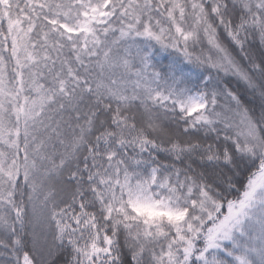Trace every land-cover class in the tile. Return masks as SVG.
Listing matches in <instances>:
<instances>
[{
  "label": "snow or ice",
  "instance_id": "snow-or-ice-1",
  "mask_svg": "<svg viewBox=\"0 0 264 264\" xmlns=\"http://www.w3.org/2000/svg\"><path fill=\"white\" fill-rule=\"evenodd\" d=\"M0 264H264V0H0Z\"/></svg>",
  "mask_w": 264,
  "mask_h": 264
}]
</instances>
